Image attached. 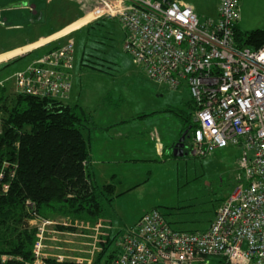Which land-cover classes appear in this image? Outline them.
I'll use <instances>...</instances> for the list:
<instances>
[{
    "label": "built area",
    "instance_id": "obj_1",
    "mask_svg": "<svg viewBox=\"0 0 264 264\" xmlns=\"http://www.w3.org/2000/svg\"><path fill=\"white\" fill-rule=\"evenodd\" d=\"M90 1V21L116 20L125 34L122 52L150 81L172 91L188 90L195 124L188 134L189 152L199 158L227 146L239 152L237 185L205 231L175 230L162 213L150 210L117 239L118 252L110 264H264V46L236 48L240 0H219L217 17L205 20L179 0ZM74 68L75 44L69 39L8 75L0 89L10 83L13 95L65 102ZM1 118L0 113V133ZM9 187L10 179L4 181L0 172V194ZM25 206L33 210L31 202ZM87 224L26 219L34 236L26 264H46L47 259L90 263L42 252L44 240L61 242L59 226L85 229ZM94 227L100 234L102 223Z\"/></svg>",
    "mask_w": 264,
    "mask_h": 264
},
{
    "label": "rangeland",
    "instance_id": "obj_2",
    "mask_svg": "<svg viewBox=\"0 0 264 264\" xmlns=\"http://www.w3.org/2000/svg\"><path fill=\"white\" fill-rule=\"evenodd\" d=\"M31 1L34 5H38L39 2L42 5L43 2L46 6L43 22L38 23L37 19V23L32 24L28 17L29 14L26 16L25 12H21L20 15H23L22 18L26 16V21L22 19L17 22L19 24L17 28L7 24L4 19L5 25H0V53L35 38H45L39 39L30 46L26 45L27 47H20V49L0 54V67L8 65L1 70L0 82H3L8 75L22 69L31 59L42 54L40 52L37 55L23 58L28 52L38 51L47 44L59 45L65 40L72 39L75 44V70L83 73L80 83L83 87L84 104L89 105L87 107H93L94 115L96 116L97 113L100 116L103 115L102 122L113 117L124 118V120L131 121L130 128L136 130L143 124H140V121H132L135 115L138 114L142 119L150 121L151 118L144 115L149 112V104L154 102V108L158 110V107H161V102H164V98L161 99V102L159 99L153 98V84L156 83L150 81L133 63L131 57L122 52L123 42L119 44L117 36L116 41L115 37L107 36L100 44L85 45L84 32L80 30L89 26L90 22H95L90 21L93 18L90 13L94 8V3L90 0ZM189 1L201 12L209 10V4H206L204 0ZM21 2L24 3L26 0H21ZM5 3L10 4L8 0H0V6ZM240 7L241 20H244L242 25L240 22V30L242 32L255 30L252 26L260 25L257 21L261 23L264 20V6L258 14L255 12L253 0L248 2L240 0ZM1 11L4 12L2 15H11V12L0 8ZM199 15H204V13ZM53 31L56 33H52ZM47 34L48 37H46ZM48 39L50 41L46 42ZM32 46L36 47L31 49ZM89 55H94V58ZM17 58L20 59L16 60ZM13 59L16 61L10 62ZM87 60L96 63V67L103 72L87 68L85 66ZM4 86V89H0V97L12 96L11 84L5 83ZM183 99V96L179 97V102H182ZM179 109L181 108L179 107ZM183 111L191 112L186 105ZM155 116L160 122L164 114L157 112ZM176 118L178 136L174 143H177L182 137L181 134L185 128L182 121L178 117ZM156 124L162 127L166 136H173L175 130L173 121L166 119V121ZM184 142L186 153L182 158L172 157L173 150L172 152L171 149L169 150L170 144L163 157L152 155V150L147 149L144 156L136 158L138 162H134L130 166L121 165V169L118 168V165L115 166L117 176L113 182H109L114 186L113 200L110 206H106L102 219L98 220L107 228L104 237H98L95 228L92 231L74 229L68 233L69 236H62L65 232H60L59 240L61 242L71 240L72 243H68L67 246H64L63 243V247L60 248L62 253H60V251L53 250L61 244L60 242L55 245L52 240H44L42 252H45L49 257L72 258L74 256L72 254L79 250L77 253L79 255L76 257L94 261L102 250V242L105 243L108 238L115 239L109 245L107 253L115 250L117 239L144 213L153 209L162 213L175 230L205 231L214 219L222 201L234 191L237 185L239 152L237 147L227 146L224 149L215 150L206 158H199L189 152L190 139H185ZM91 170L95 171L93 166ZM96 184L100 187L104 186L100 181ZM67 220V218H61V221ZM87 225L92 228L94 223ZM79 234L87 240L91 238L84 247H80L76 242L80 238L76 235ZM48 242L52 245H49ZM50 248H52L51 251Z\"/></svg>",
    "mask_w": 264,
    "mask_h": 264
},
{
    "label": "trees",
    "instance_id": "obj_3",
    "mask_svg": "<svg viewBox=\"0 0 264 264\" xmlns=\"http://www.w3.org/2000/svg\"><path fill=\"white\" fill-rule=\"evenodd\" d=\"M8 2L9 5L5 3L0 8L17 14L18 22L22 19L26 21L29 14L31 23L35 24L40 14L46 10L43 2L42 5L41 2L34 5L31 0L24 3L21 0ZM21 12H25L26 16L22 18ZM2 13L4 12L1 11L3 20L12 24V18L16 17L11 15V20H8ZM117 23L114 19L104 18L88 24L89 26L80 30L84 32L85 45L100 44L107 36L115 37L116 41ZM48 41L50 39L46 42ZM234 42L236 48L260 49L264 46V26L242 32L237 24L234 27ZM59 45L47 44L38 51L28 52L23 58L40 52L47 53ZM89 57L94 58V55ZM86 63L87 68L103 72L96 67V63L89 60ZM5 67L8 65L0 67V75ZM186 106L190 108V113L184 112V109L172 111L185 126L181 135L186 131L188 135L195 127L192 122L194 105L191 99ZM0 113V172H4V181L10 179L9 191L0 194V264H26L31 259L34 240L33 232L25 227L26 219L40 216L48 220L67 218L84 222L98 221L102 219L106 206L111 205L114 186L108 184L100 187L95 182L90 168L88 125L91 124V119L83 108L67 101L55 103L16 94L0 97ZM10 175L12 176L9 178ZM26 201L32 203L33 210L25 206ZM57 229L63 232L74 230L73 227L62 226ZM114 241L115 239L108 238L105 243L102 242V250L90 263L56 262L52 259L45 262L110 264L118 252L115 249L107 253L109 245ZM3 256L11 258L2 261Z\"/></svg>",
    "mask_w": 264,
    "mask_h": 264
},
{
    "label": "crops",
    "instance_id": "obj_4",
    "mask_svg": "<svg viewBox=\"0 0 264 264\" xmlns=\"http://www.w3.org/2000/svg\"><path fill=\"white\" fill-rule=\"evenodd\" d=\"M180 1L187 5H190L197 14V16H199L200 20L217 17V8L219 5V0H204L206 4H209L210 7L208 11H203V12L198 10L189 0H180ZM246 1L248 2L251 0H246ZM253 3L255 4V12L258 14L259 11L264 6V0H253ZM203 13L204 15L201 16L199 15ZM11 15L15 16L16 18H12L13 23L12 24L10 23V25L15 26L17 28L18 26L17 14H11ZM5 17H8L9 18L8 20H11L9 16H5ZM0 20L4 21L2 19L1 12H0ZM243 21L240 18V21L238 22L239 29L241 28L240 22L242 25ZM257 23L260 25L254 24L252 26L254 29L263 26L264 20L261 23L257 21ZM117 26H118L117 40L119 41L120 44L121 42H123L125 34L118 23ZM248 30L250 29L248 28ZM41 38H45V37H41ZM41 38L40 37L35 38L34 40H31L23 45L17 46L3 53L20 49V47L24 48V46L25 47L30 46L35 42L39 41V39ZM36 46H32L31 49L35 48ZM75 68L73 72L72 90L67 102L71 105H75L83 108V110L90 116L91 124L88 125L89 126L88 136L90 137V159H91L90 168L93 166V168L95 169V171L92 170V173L97 183L100 181L102 182L103 185H108L109 182H113V179L116 178L117 176L115 171L116 165H118V168L121 169V165L130 166L131 164H134V162H138L136 158H140L141 156H144V153L147 149L152 150L153 152L152 155L163 157L164 153L166 152V149L168 148V145L171 144L169 150L171 149L172 152L173 147L176 144L174 142H176L175 140L178 136V133L176 132L178 122L176 116L172 111L178 110L179 107L181 109H184L185 105H187L188 101H190L189 93L185 89L178 90L180 91L178 92V91L169 90L166 86L163 85L153 84L154 86V89L152 91L154 94L153 98L159 99L160 102L161 99L164 98L163 99L164 102H161V107H158L159 108L158 110H155L154 102L149 104L148 107L149 112L148 114H144V115L149 116L151 118L150 121H148V119L147 120L142 119V117H140L138 114L135 115L132 121H140V124H143L141 128L136 130L135 128H130L131 121L124 120V118L113 117L112 119L102 122V120L104 119L103 115L100 116L99 113H97L96 116L94 115L92 111L93 107H87L89 105L84 104L85 99H84V95H82L83 87L80 83V78L83 73L81 71H78L77 69L75 70ZM182 96L184 99L182 102H179V97ZM157 112H163L164 114V116L161 117L160 122L159 119L155 116ZM166 119H169L170 121L174 122L175 130L173 136H169V137L166 136L164 134V131L162 130V127L156 124V123H161V121H166ZM138 220L139 219H137L132 225H134ZM97 222L98 221L95 222H91L90 220L85 221L84 223H88V224L94 223V225L92 228L85 226L86 228L82 230L89 229L90 231H92L95 228L94 226L96 225ZM106 229H107L106 226L102 225V228L100 229V234H97L98 237H104ZM65 235L69 236L70 234H68V232L62 234V236ZM77 236H80V238L76 241L80 247L86 246L87 245L86 242H88L91 239L89 238L87 240L81 234L76 235V237ZM60 243L61 244L59 246L53 248L54 251H60L61 250L60 248L63 247L62 246L63 243L64 246H67V244L72 243V241L67 240V241H62ZM48 244L52 245L49 242ZM64 249L66 248L64 247ZM51 250L52 248H50V251ZM66 250L69 251L68 249ZM60 253L62 252L60 251ZM77 253H79V250L74 252V254H72L74 255L72 258L82 259L81 257H76L77 255H79Z\"/></svg>",
    "mask_w": 264,
    "mask_h": 264
},
{
    "label": "water",
    "instance_id": "obj_5",
    "mask_svg": "<svg viewBox=\"0 0 264 264\" xmlns=\"http://www.w3.org/2000/svg\"><path fill=\"white\" fill-rule=\"evenodd\" d=\"M43 17H44V13L42 12L40 14V18H39V22L38 23H41L43 22ZM37 23V22H36ZM186 134H187V131L184 132V134L182 135V137L178 140V142L174 145L173 147V152H172V155L173 157L175 158H182L185 156V150H184V139L186 137ZM245 247V245H244Z\"/></svg>",
    "mask_w": 264,
    "mask_h": 264
},
{
    "label": "flooded vegetation",
    "instance_id": "obj_6",
    "mask_svg": "<svg viewBox=\"0 0 264 264\" xmlns=\"http://www.w3.org/2000/svg\"><path fill=\"white\" fill-rule=\"evenodd\" d=\"M185 139H188V135H186ZM183 143H184V150H185V142L183 141Z\"/></svg>",
    "mask_w": 264,
    "mask_h": 264
}]
</instances>
